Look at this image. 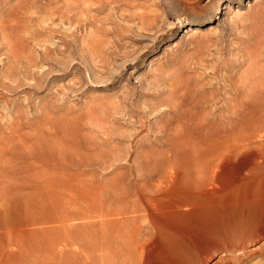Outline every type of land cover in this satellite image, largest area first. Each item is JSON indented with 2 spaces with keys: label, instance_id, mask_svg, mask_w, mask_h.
Returning <instances> with one entry per match:
<instances>
[{
  "label": "rangeland",
  "instance_id": "obj_1",
  "mask_svg": "<svg viewBox=\"0 0 264 264\" xmlns=\"http://www.w3.org/2000/svg\"><path fill=\"white\" fill-rule=\"evenodd\" d=\"M263 88L264 0H0V264H264Z\"/></svg>",
  "mask_w": 264,
  "mask_h": 264
},
{
  "label": "bare ground",
  "instance_id": "obj_2",
  "mask_svg": "<svg viewBox=\"0 0 264 264\" xmlns=\"http://www.w3.org/2000/svg\"><path fill=\"white\" fill-rule=\"evenodd\" d=\"M250 84V83H249ZM251 86V85H250ZM248 88H250V87H248ZM251 89V88H250ZM264 89V88H263ZM247 91V90H246ZM263 90H261V93H263L262 92ZM244 93V92H243ZM249 93V92H248ZM240 94V93H239ZM242 94V93H241ZM259 94V98L258 97H256V99L258 98V99H260V93H257V95ZM240 97H241V95H239ZM254 96H256V95H254ZM244 97V96H243ZM245 97H247L246 95H245ZM261 98H262V96H261ZM236 99V98H235ZM246 99V98H245ZM244 99V100H245ZM255 99V98H254ZM254 99H252L253 101H254ZM251 100H247L246 102H240V103H238V108L235 110V109H233V111L231 112V115L230 116H225V118H224V125H226V126H232V128H234L233 126H235V125H233L234 124V118L232 117V115H236V114H238V110H239V114L241 115V113H240V111L242 112V113H249V112H251L252 110H253V106L251 105ZM233 105V104H232ZM231 105V106H232ZM215 107V106H214ZM215 112V111H214ZM204 114H205V112H204ZM193 116V115H192ZM199 116V115H198ZM189 118V117H188ZM199 118V117H198ZM205 118H207V119H209L208 117H207V115H206V117ZM206 119V120H207ZM190 120H192V119H190ZM199 120V119H198ZM183 121V120H182ZM195 121H196V118H195ZM203 121H205V120H203ZM208 121V120H207ZM206 121V122H207ZM189 122V121H188ZM192 122V121H191ZM200 122H201V120H200ZM239 122V121H238ZM193 123H194V120H193ZM185 124V123H184ZM184 124H183V126H184ZM236 124V123H235ZM185 125H189V124H185ZM195 125H196V122H195ZM204 125V123L203 124H201V127H205V125ZM208 125V124H207ZM210 126V125H209ZM240 126V125H239ZM200 127V126H199ZM199 127H196L195 128V130H199ZM207 127V126H206ZM178 128V127H177ZM185 128V127H184ZM190 128V127H189ZM189 128H188V130H189ZM193 128H194V126H193ZM231 128V127H230ZM231 128V129H232ZM191 129H192V127H191ZM190 129V130H191ZM204 129V128H203ZM187 130V131H188ZM189 130V131H190ZM192 130H194V129H192ZM194 130V131H195ZM205 130V129H204ZM208 130V129H207ZM207 130H205V131H207ZM213 130V129H212ZM183 131H184V129H183ZM185 131H186V129H185ZM208 131H211L210 129L208 130ZM192 132V131H191ZM190 132V133H191ZM196 133V132H195ZM198 133V132H197ZM202 133V132H201ZM200 133V134H201ZM209 133V132H208ZM186 135H187V133H185ZM193 134V133H192ZM211 134V133H210ZM188 135H189V132H188ZM198 135V134H197ZM203 135V134H202ZM218 135V134H217ZM194 136V135H193ZM213 136V135H212ZM196 137V136H195ZM194 137V138H195ZM198 137V139L194 142L195 143V146H201V145H204L205 143H208L209 141H211V140H213V139H211L212 137H211V135H210V137L207 135V133L205 134V136H197ZM196 137V138H197ZM214 137V136H213ZM187 138H189L188 136L186 137V139ZM190 138H191V135H190ZM189 138V139H190ZM225 138V137H224ZM228 138V137H227ZM188 139V140H189ZM192 139V138H191ZM215 139H217V138H215ZM194 140V139H193ZM219 140V139H218ZM222 140V139H221ZM217 142V141H216ZM220 142V141H219ZM210 143V142H209ZM212 143V142H211ZM213 143H215L214 141H213ZM218 143V142H217ZM158 195V194H157ZM159 201V199L158 198H154L153 197V199L150 201L149 200V202H152V203H156V202H158ZM129 235V234H128ZM262 237L264 238V234L262 235ZM123 238V237H122ZM131 249V250H133L134 252H136V254L137 253H142L143 251H144V249H145V245H144V243H142L141 242V237H140V235L138 236V235H136V233L134 232L132 235H130L129 237H127L124 241H123V243H122V249L120 250V253H123L124 251H123V249ZM112 245H111V243H110V246H109V253H111L112 254ZM111 254H109V258H110V261H112V256H111ZM120 255V254H119Z\"/></svg>",
  "mask_w": 264,
  "mask_h": 264
}]
</instances>
